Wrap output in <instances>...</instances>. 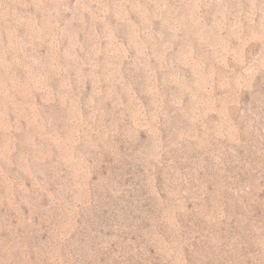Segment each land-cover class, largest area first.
<instances>
[{
  "label": "rangeland",
  "instance_id": "1",
  "mask_svg": "<svg viewBox=\"0 0 264 264\" xmlns=\"http://www.w3.org/2000/svg\"><path fill=\"white\" fill-rule=\"evenodd\" d=\"M0 264H264V0H0Z\"/></svg>",
  "mask_w": 264,
  "mask_h": 264
}]
</instances>
